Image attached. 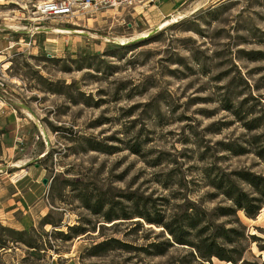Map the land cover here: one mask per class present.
Masks as SVG:
<instances>
[{"label": "rangeland", "instance_id": "1", "mask_svg": "<svg viewBox=\"0 0 264 264\" xmlns=\"http://www.w3.org/2000/svg\"><path fill=\"white\" fill-rule=\"evenodd\" d=\"M12 1L0 0V153L23 165L0 162V176L51 225L34 210L0 222L35 246L9 244L0 264H225L188 245L222 228L235 231L219 241L228 255L261 264L264 207L255 219L236 212L245 229L219 209L236 188L256 196L243 174L264 178V0H195L166 18L157 0L147 14L40 25ZM20 170L31 179L12 186ZM106 240L111 250L92 256Z\"/></svg>", "mask_w": 264, "mask_h": 264}, {"label": "trees", "instance_id": "2", "mask_svg": "<svg viewBox=\"0 0 264 264\" xmlns=\"http://www.w3.org/2000/svg\"><path fill=\"white\" fill-rule=\"evenodd\" d=\"M242 180L247 183L249 186L252 187L254 190V193L256 196H249L248 194H245L241 192L239 189L236 188L235 192L233 194H225L227 199L232 203L233 207L230 208H222L219 209V216L225 217V216H231L234 218V223L241 227L242 229H245V227L240 223L238 217L236 216V212L241 211L244 216L248 219H255L258 212L264 207V178L254 176L251 174H243ZM49 214H47L45 217L42 218L41 222L39 223L40 226H45L51 223L48 222ZM194 227V226H192ZM168 229V228H167ZM71 232L75 235H79L84 233L82 230L74 228L70 229ZM31 231H33V228H31ZM0 232L7 233L9 235V239H4L0 236V250H5L6 247L9 244H23L26 247L29 248H35L33 246V243L30 240H25L24 237L28 235L25 231H15L13 229L3 227L0 225ZM221 232V233H220ZM228 232H235L232 229L225 230L222 228L221 231H217L216 234L211 235V237L204 238L200 240L197 244H188L185 240L182 238H176V234L174 230H169V233L175 237V240L178 244L181 245H189L192 248H194L195 252H197L198 257L206 262H210L211 258H216L219 261L225 262V264H257V263H250L246 260H243V252H238V256L236 258L231 257L227 254L225 251V248H223L219 241H226L228 236L226 235ZM61 236V240L69 241L71 240V236L68 234H61V232H57ZM10 235H15L16 238H11ZM241 239L244 241L253 240L256 241L255 235H248V234H241ZM113 240H106L103 241L97 245H94L91 248L92 256H99L101 253H104L105 251L111 250L110 243ZM228 244H234L235 241L226 242ZM260 251H264V246L259 247ZM264 264V261L261 263Z\"/></svg>", "mask_w": 264, "mask_h": 264}, {"label": "built area", "instance_id": "3", "mask_svg": "<svg viewBox=\"0 0 264 264\" xmlns=\"http://www.w3.org/2000/svg\"><path fill=\"white\" fill-rule=\"evenodd\" d=\"M31 5L33 9L32 14L35 16L30 21L40 22L47 20H72L80 16H84L88 13H96L100 10H115L121 7H142L153 5L157 0H25ZM12 3H17L16 0ZM125 24V23H124ZM128 28H131V24H125ZM38 29V28H36ZM40 30H47L52 32V29L42 28ZM3 84L0 83V88H3ZM4 107V101L0 98V110ZM27 172L20 170L19 172H13L7 175L9 182L12 185L22 181L27 176Z\"/></svg>", "mask_w": 264, "mask_h": 264}, {"label": "crops", "instance_id": "4", "mask_svg": "<svg viewBox=\"0 0 264 264\" xmlns=\"http://www.w3.org/2000/svg\"><path fill=\"white\" fill-rule=\"evenodd\" d=\"M159 1V2H158ZM158 14L156 17L161 16V18H166L172 15V13H175L177 9L182 8L183 6H188L189 3H193L195 0H158ZM200 1V0H197ZM201 4V3H200ZM154 7V5H151V8H149L146 12H150ZM138 10V11H137ZM135 11L137 14L143 13L142 7H136ZM1 129V128H0ZM6 153L8 154L6 156ZM12 156L10 155V150L7 149L6 152L4 151L2 154L0 153V162L6 163V166H1V169L3 172H7L10 169H15V168H20L23 164L22 162L18 161L17 163L13 164V160L11 161ZM26 169H29L26 168ZM29 174V172H27ZM26 179H31L30 176L28 175L27 178L23 179L22 181ZM21 181V182H22ZM0 222L3 224H7V222H12V220L15 221V214H18L20 211L23 212V219L20 221H15V223H23L25 221L30 222V218L27 216V213L30 212V210H34V214L39 213L37 215H40V217H43L46 214V211H43V208L37 207L36 205L34 206H29L23 193L15 187L14 190L10 191L7 189L6 183L7 180L3 178V176H0ZM32 183L38 184L39 180H31ZM13 186V185H12ZM27 191L34 195V191L31 190V188H27ZM25 204V205H24ZM27 208V211L26 209ZM43 211V212H41ZM4 218V219H1ZM32 219L34 217L32 216Z\"/></svg>", "mask_w": 264, "mask_h": 264}, {"label": "water", "instance_id": "5", "mask_svg": "<svg viewBox=\"0 0 264 264\" xmlns=\"http://www.w3.org/2000/svg\"><path fill=\"white\" fill-rule=\"evenodd\" d=\"M42 183L45 184L46 183V180H42Z\"/></svg>", "mask_w": 264, "mask_h": 264}, {"label": "bare ground", "instance_id": "6", "mask_svg": "<svg viewBox=\"0 0 264 264\" xmlns=\"http://www.w3.org/2000/svg\"><path fill=\"white\" fill-rule=\"evenodd\" d=\"M62 30H64V29H62ZM47 31V30H46Z\"/></svg>", "mask_w": 264, "mask_h": 264}]
</instances>
